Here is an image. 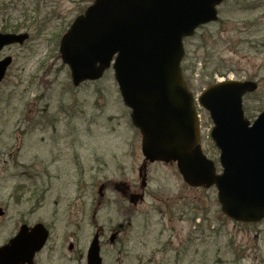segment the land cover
<instances>
[{"label":"rangeland","instance_id":"1","mask_svg":"<svg viewBox=\"0 0 264 264\" xmlns=\"http://www.w3.org/2000/svg\"><path fill=\"white\" fill-rule=\"evenodd\" d=\"M93 1L0 0V33L30 26L19 31L30 33L23 46L0 55L14 59L0 85V207L6 211L0 219V246L22 224L40 222L53 236L38 256L39 264H86L99 228L104 231L103 264H170L172 255L184 249L187 264L201 255L207 238L219 234L218 244L210 247L215 264H264V221L243 226L224 220L217 190L190 188L175 163L149 165L148 185L140 188L142 136L123 104L112 68L99 81L73 87L60 40ZM219 15L218 22L185 40L184 78L196 99L213 72L215 80L222 73L228 79L257 81L258 91L244 99L253 121L264 111V0H227ZM209 48L215 51V67L208 63L203 69L199 60L207 64ZM197 106L200 143L219 163L210 138L212 121ZM123 182L132 192L145 191L144 200L130 204L114 190ZM102 184H107L106 202L93 218ZM120 225L117 242L110 244Z\"/></svg>","mask_w":264,"mask_h":264},{"label":"water","instance_id":"2","mask_svg":"<svg viewBox=\"0 0 264 264\" xmlns=\"http://www.w3.org/2000/svg\"><path fill=\"white\" fill-rule=\"evenodd\" d=\"M224 1L95 0L62 37L60 54L76 87L101 79L113 68L132 123L142 135L143 186L148 163H176L188 186L217 187L226 217L254 223L264 219V112L251 123L245 118L243 97L258 85L220 82L199 98L214 122L211 138L220 150L223 167L218 174L200 146L195 100L181 68L184 39L194 36L200 26L217 21L218 7ZM28 39L27 33H0V52ZM11 63V57L0 61V83ZM4 214L0 208V217ZM48 236L43 224L31 230L23 225L0 248V264H33ZM100 251L96 234L87 264H102Z\"/></svg>","mask_w":264,"mask_h":264},{"label":"trees","instance_id":"3","mask_svg":"<svg viewBox=\"0 0 264 264\" xmlns=\"http://www.w3.org/2000/svg\"><path fill=\"white\" fill-rule=\"evenodd\" d=\"M47 22L46 21L43 22L40 25V27H45L47 25ZM23 27H24L23 25H17V26L12 28V31L18 32ZM25 28L30 29V26L25 25ZM207 53L209 54V56L207 57L208 62H207V64L205 62H203L204 68H207L208 63H210V67H215V51H214V49L213 48L207 49ZM183 70H184V72H186L187 68H183ZM220 75H223V74L220 73ZM214 76H215V72L211 73L210 77H211L212 81L210 82V84H212L214 82ZM247 114L250 115L251 112L247 111ZM218 241H219V234L214 235V238L212 240H211V238H207L205 240V244L207 245V247L203 250L201 255L198 258H194V257L191 258L187 264H215V250H214L213 254L211 255L210 247L213 245L214 242L218 244ZM219 257H220V259H222V256H218L217 259ZM185 258H186V254L183 251L177 250L175 252V254L172 255V257L170 258V262H171L170 264H184Z\"/></svg>","mask_w":264,"mask_h":264},{"label":"flooded vegetation","instance_id":"4","mask_svg":"<svg viewBox=\"0 0 264 264\" xmlns=\"http://www.w3.org/2000/svg\"><path fill=\"white\" fill-rule=\"evenodd\" d=\"M118 187V186H117ZM52 234H50V236H51ZM9 241V240H8ZM70 250H74L75 249V246H74V244H70ZM77 249H81V247L78 245L77 246ZM80 258H81V260H82V258H83V255L82 254H80ZM35 264H39V263H35Z\"/></svg>","mask_w":264,"mask_h":264}]
</instances>
